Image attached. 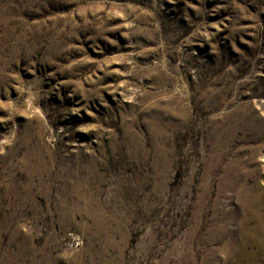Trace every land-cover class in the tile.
Wrapping results in <instances>:
<instances>
[{"label":"rangeland","instance_id":"1","mask_svg":"<svg viewBox=\"0 0 264 264\" xmlns=\"http://www.w3.org/2000/svg\"><path fill=\"white\" fill-rule=\"evenodd\" d=\"M0 264H264V0H0Z\"/></svg>","mask_w":264,"mask_h":264}]
</instances>
